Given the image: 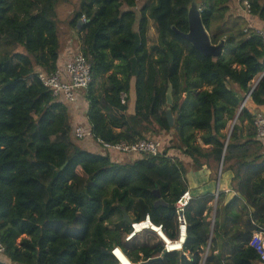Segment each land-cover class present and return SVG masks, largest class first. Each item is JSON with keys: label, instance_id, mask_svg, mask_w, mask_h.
Here are the masks:
<instances>
[{"label": "trees", "instance_id": "obj_1", "mask_svg": "<svg viewBox=\"0 0 264 264\" xmlns=\"http://www.w3.org/2000/svg\"><path fill=\"white\" fill-rule=\"evenodd\" d=\"M192 1L77 0L67 22L75 33L62 40L58 7L71 0H0V243L6 246L0 264H118L114 246L136 264H264L250 245L264 227V144L254 125L264 114V38L233 15V0H200L212 43L225 39L221 56L205 55L173 29L188 31ZM250 3L248 15L264 22V0ZM150 19L158 33L152 45ZM65 41L78 44L76 52L91 64L84 96L92 138L115 144L170 135L160 154L116 162L113 153L122 152L78 144L71 103L38 77L57 70ZM170 83L173 126L166 116ZM248 94L237 118L246 125L230 131ZM172 150L197 168L223 160L237 195L225 204L219 193L210 246L215 196H194L184 251L164 253L152 230L126 241L131 226L124 211L135 221L149 214L177 236L175 204L188 184Z\"/></svg>", "mask_w": 264, "mask_h": 264}, {"label": "built area", "instance_id": "obj_2", "mask_svg": "<svg viewBox=\"0 0 264 264\" xmlns=\"http://www.w3.org/2000/svg\"><path fill=\"white\" fill-rule=\"evenodd\" d=\"M239 3L246 13H251L250 0H239ZM85 21V18H82ZM260 30V29H259ZM264 38V30H260ZM39 79L43 84L50 88L53 95L56 97H63L70 103H78L79 97L84 95V92L89 88L93 77L91 64L88 59L80 52L75 51L69 55L65 64L62 67H58L53 72H38ZM128 95L123 92L121 94V101L126 103ZM254 125L256 127L257 138L264 140V114L258 113L256 115ZM74 135L77 139L83 140L86 138H92L93 134L90 128L85 129L83 126H78L74 130ZM98 142L103 145L105 149L118 151L125 154H152L157 155L161 152V143L158 140L141 139L135 142L121 141L115 144L108 143L102 139H98ZM194 195L191 189L187 188L178 198L175 204V215L177 224V236L171 238L166 232L162 224H155L150 219L149 214L146 215L143 220H133L130 224L131 230L126 235V241L132 240L138 234L145 230L154 231L162 240L164 246V253L169 252H183L184 245L188 237V217L187 209L192 202ZM175 245H179V248ZM250 245L257 251L260 256V260L264 263V227H259L251 238ZM118 251V252H117ZM6 246L0 243V256L5 255ZM112 255L118 261V264H122L119 259V253L126 256L120 246H114L111 250ZM129 259V258H128ZM130 260V259H129ZM132 262V261H131ZM133 263V262H132ZM136 264V263H133Z\"/></svg>", "mask_w": 264, "mask_h": 264}, {"label": "crops", "instance_id": "obj_3", "mask_svg": "<svg viewBox=\"0 0 264 264\" xmlns=\"http://www.w3.org/2000/svg\"><path fill=\"white\" fill-rule=\"evenodd\" d=\"M231 12L234 16H242L247 20V23L250 27H255L257 29L264 30V22H262L259 18L252 16V15H246L242 7L240 6L239 0H233V3L231 4ZM68 42V44L65 41V44L63 46L58 67H62L66 60L69 58V55L72 52H75L77 48L79 47L78 44L74 47L71 46ZM73 48V49H71ZM129 103L132 106L134 103V92L131 91L129 93ZM73 111V120L76 122L78 126H84L86 128H90V123L87 122V111H88V101L85 99V96L82 95L81 98H79L78 103H66ZM262 112H264V109H262ZM243 134H247V129H243ZM167 137V138H166ZM170 135L165 136L163 135V140H158L160 143L164 145L169 144ZM84 140V139H83ZM163 141V142H162ZM263 144H264V140ZM199 142L202 147L209 148L208 146H205L201 143V140L199 139ZM82 145L85 149L92 150L95 152H101L103 149L100 144L97 143V141L94 138H86V140L82 141ZM174 151V154L177 155L185 164L186 167V173H185V180L188 184V188L192 190L193 195L195 197H203L204 195H214L215 199L209 203V207L211 208V211L209 213V218L211 220V237L209 240V246L211 245V238L213 237L214 232V226H215V220L217 215V204H218V197L219 193L224 192L223 199L224 203H228L230 200H232L236 195L237 192L233 190L232 186V180H233V171L228 170L226 172L221 171L220 174V166L221 163L218 165L214 161V159H210L208 161L209 164L201 166V167H195L193 165V161L186 155L181 154L178 150H172ZM139 154H125V153H113L112 157L114 161L116 162H126L130 160H134L137 157H139ZM223 169V166H222ZM207 213V212H206ZM205 213V215H206ZM131 218L133 216L129 215ZM207 216V215H206ZM213 229V232H212ZM222 243V241H220ZM219 242V244H221ZM209 249V248H207ZM220 250V248H219ZM219 250L216 251V253L219 252Z\"/></svg>", "mask_w": 264, "mask_h": 264}, {"label": "water", "instance_id": "obj_4", "mask_svg": "<svg viewBox=\"0 0 264 264\" xmlns=\"http://www.w3.org/2000/svg\"><path fill=\"white\" fill-rule=\"evenodd\" d=\"M201 2L200 0H193L189 6L188 9V23H189V29L187 32H181L178 31L175 27L173 28L177 33H179L180 35H182L183 37H185L193 46H195L197 49H199L202 53H204L207 56H212L214 58H218L219 56H221V54L224 51V47H225V39H222L218 44H214L211 41V36L209 31L206 29L202 17H201ZM83 25V21L82 19L79 20L78 22V28H81V26ZM263 74L259 77L258 81L256 82L255 85L258 84V82L260 81V79L262 78ZM166 97H167V103L170 105L167 108V119L170 123L171 126H173L174 124V115L171 109V105L174 102V98H173V86L170 83L169 88L167 90L166 93ZM250 97V94H248L246 96V98L243 100L242 102V106L241 109L234 121V123L231 126V130H233L234 125L237 121V118L239 117L242 108L245 106V104L247 103L248 99ZM222 166H223V160L221 161V166H220V174L222 171ZM125 213V220L131 224L132 222V218L124 211ZM214 228V227H213ZM213 232V229H212ZM106 253H109L108 250L105 251ZM156 259H161V257L155 258ZM152 260H148L145 262H142L141 264H149Z\"/></svg>", "mask_w": 264, "mask_h": 264}, {"label": "rangeland", "instance_id": "obj_5", "mask_svg": "<svg viewBox=\"0 0 264 264\" xmlns=\"http://www.w3.org/2000/svg\"><path fill=\"white\" fill-rule=\"evenodd\" d=\"M77 0H71V3H63V4H60L59 7H58V16H59V30H60V33H61V39L63 40V38H65L67 36V34L70 35L71 34H74L75 31L72 30V29H69L70 27L68 26V20H70V17L72 16V12L74 11V9L76 8L75 4H76ZM143 4V1L139 2V7ZM67 20V21H66ZM69 37V36H68ZM75 37V36H73ZM60 39V41H61ZM70 41L72 42H75L74 38H69ZM148 39H149V45H152V44H155L157 43L158 41V33H157V30L155 28V25H154V22L152 19H150L149 21V29H148ZM62 43V42H61ZM77 44H74V47L76 46ZM184 96V95H183ZM237 124H242L240 121L237 120L236 122ZM243 126L246 125V123H243L242 124ZM232 126V123L229 124V130ZM167 138V137H166ZM86 140V139H84ZM84 140H78V144L84 148V146L82 145V141ZM162 140H163V136H162ZM89 151H92V150H89ZM102 153H108L107 150L105 149H102L101 150ZM124 256V255H123ZM120 257V255H119ZM126 257V256H124ZM127 258V257H126ZM128 259V258H127ZM129 260V259H128ZM131 262V260H129ZM132 263V262H131ZM133 264V263H132ZM204 264V263H203Z\"/></svg>", "mask_w": 264, "mask_h": 264}]
</instances>
